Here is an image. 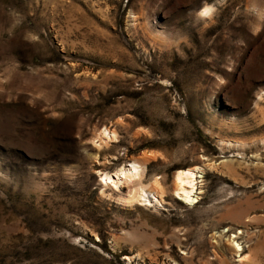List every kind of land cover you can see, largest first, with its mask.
<instances>
[{
  "label": "rangeland",
  "instance_id": "obj_1",
  "mask_svg": "<svg viewBox=\"0 0 264 264\" xmlns=\"http://www.w3.org/2000/svg\"><path fill=\"white\" fill-rule=\"evenodd\" d=\"M0 264H264V0H0Z\"/></svg>",
  "mask_w": 264,
  "mask_h": 264
},
{
  "label": "bare ground",
  "instance_id": "obj_2",
  "mask_svg": "<svg viewBox=\"0 0 264 264\" xmlns=\"http://www.w3.org/2000/svg\"><path fill=\"white\" fill-rule=\"evenodd\" d=\"M210 10V8H207ZM211 13V12H210ZM102 132V131H101ZM103 138H104V142H106L105 138L108 139H111L112 140H116L117 136H116V133L115 131L111 132L109 130H103ZM101 133V134H102ZM119 137V136H118ZM102 138V137H101ZM100 139V137H99ZM118 140V138H117ZM102 144V143H101ZM100 145V144H99ZM102 145H106V144H102ZM101 146V145H100ZM100 148V147H99ZM150 155V154H149ZM150 157V156H149ZM152 158V156H151ZM140 162V163H139ZM134 161L133 163H131L130 167L129 168H122L119 170L118 173H116V177H117V180L114 182V181H111L112 178L109 177L107 174L103 175L102 177V183H105L109 185V181H111V183L114 185L115 188H117L118 190V185L120 184L119 180H126V179H133L135 177H138L141 178L140 176L143 174L144 172V165H141L142 161ZM144 164V162L142 163ZM212 167V166H211ZM146 170V169H145ZM198 170L199 168L198 167H195V168H188V169H182V170H178L174 176V192L175 194L186 204H195L197 202V199H198V181L197 179L199 178L198 176ZM146 172V171H145ZM143 176V175H142ZM115 177V178H116ZM124 178V179H123ZM202 178V177H201ZM143 179V178H141ZM145 179V178H144ZM124 180L125 184H126V181ZM134 180V179H133ZM136 180V179H135ZM128 181V180H127ZM137 181H140L139 179ZM144 181V180H143ZM134 182H132L133 184ZM136 183V182H135ZM134 183V184H135ZM139 183H137L136 188L134 187V185H132L134 187V191H130L131 194L130 196H128V198H130L129 200L130 201H133V200H137L140 198L145 197L147 193L149 192H153V194L155 196H158L160 194H162L164 192L163 190V187H162V184L161 182L158 180V179H155L154 180V184L152 186H154L155 188L151 190V185H149L151 188H150V191H148L144 186H147V188L149 187L148 185H145L144 186L140 183V185L142 186H139L138 185ZM107 185V186H108ZM111 185V184H110ZM123 184H121V187H122ZM128 185V183H127ZM130 186V188L132 187ZM137 186H139V188H137ZM109 187V186H108ZM132 187V188H133ZM131 188V189H132ZM166 192V191H165ZM152 194V195H153ZM148 195V194H147ZM154 196V197H155ZM148 197V196H147ZM147 197H145L146 199H148ZM162 197V196H161ZM158 198V197H156ZM159 199V198H158ZM157 200V199H156ZM147 201V200H146ZM135 202V201H134ZM138 202V201H137ZM141 202V201H140ZM235 246L237 248L238 251H242V248L241 246L238 244V243H235ZM244 250V249H243ZM243 261V260H242Z\"/></svg>",
  "mask_w": 264,
  "mask_h": 264
},
{
  "label": "snow or ice",
  "instance_id": "obj_3",
  "mask_svg": "<svg viewBox=\"0 0 264 264\" xmlns=\"http://www.w3.org/2000/svg\"><path fill=\"white\" fill-rule=\"evenodd\" d=\"M210 11H211V10H209V9H205V10L201 13V15H203V16H207V15H209Z\"/></svg>",
  "mask_w": 264,
  "mask_h": 264
}]
</instances>
